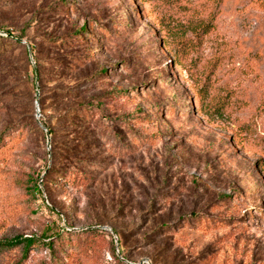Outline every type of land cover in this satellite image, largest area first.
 Here are the masks:
<instances>
[{
    "label": "rangeland",
    "instance_id": "1",
    "mask_svg": "<svg viewBox=\"0 0 264 264\" xmlns=\"http://www.w3.org/2000/svg\"><path fill=\"white\" fill-rule=\"evenodd\" d=\"M177 16L158 0H0V34L21 42L0 58V131L32 126L0 151V240L55 232L0 264H264V0H224L175 55ZM87 101L104 116L69 122Z\"/></svg>",
    "mask_w": 264,
    "mask_h": 264
},
{
    "label": "trees",
    "instance_id": "2",
    "mask_svg": "<svg viewBox=\"0 0 264 264\" xmlns=\"http://www.w3.org/2000/svg\"><path fill=\"white\" fill-rule=\"evenodd\" d=\"M223 1L224 0H204V7L202 9H198L197 7H192L194 3L189 0H158V2H161V5L165 4L166 6L169 7L170 10L173 11V13H176L178 15L175 19L186 18V21L179 20L178 23L176 24V28H173V33H169L170 34L169 37L179 38V42L180 41L182 42L178 44L176 43L175 55H177V52H184L185 50L193 49L197 45H200L202 43L206 34L211 32L215 28L216 16L219 11V7L223 3ZM209 5L214 6V8L217 11H212L211 9L207 17L202 16V14L205 12V8H207ZM66 7H67V4L64 1H62L58 5L57 8L62 13ZM86 28H87L86 26L82 27L79 30L78 35L82 34V32H86L87 31ZM4 30L5 32H7L8 36H4L0 34V58L2 56L9 54L15 48V46L21 45L20 40L13 39V37H11L13 36L12 30L10 29H4ZM189 32L192 35V37L190 38L187 37V33ZM16 36L20 38H24L25 33H20L19 35H16ZM49 42L52 44H57V45L69 43V41L66 39V36H60V37L49 39ZM171 44L172 43L169 39L165 41V45L169 46ZM85 46H86L85 52L88 53L90 56H92L94 51L88 47L89 45L86 44ZM31 48L34 52L35 47L32 46ZM34 58L37 63L39 62V65H40L41 61L36 57L35 54H34ZM39 70L40 69L38 68V71L36 72H39ZM11 73H13V71ZM199 100L201 104V109L205 111L206 105L204 103L202 96L199 97ZM1 102L2 100L0 99V104ZM69 114L70 116H68V119H67L69 122H72L74 120H76V122H80V121L92 122L93 119L98 114H100V116H104L101 104L95 103L92 101L81 102L79 106L75 108L74 111H70ZM46 125H48L50 134H53L54 130L51 127V124L49 121H46ZM100 126H102V124H100ZM31 129H32V126H31ZM31 129H30L29 124L27 123H19V122L13 123L12 121L7 122L6 125L3 127V129L0 131V151L2 149H11L12 147L16 146V144H18L19 139L22 140L23 138H25V136L28 134V132ZM100 132H102L105 136L106 135L105 133L108 132V129L103 126V129ZM119 138H117V142ZM117 144L118 143H113L111 145L112 146L111 151L119 150L117 148ZM57 169H54L58 173V175L55 177V180L57 181L56 184L61 185V186L70 185L72 187H83V188H85L88 185V183L84 181V179L82 178L81 174L80 175L75 174L73 171L69 169L61 170V171ZM53 172L50 173V176H52ZM44 185H45V182H44ZM33 187H34L35 192H37L40 196H42V190L40 186L38 185V181L34 182ZM164 227L166 226H163V228ZM94 232L95 230L88 229L86 230L85 233L88 234V233H94ZM75 233L76 232H71L72 235H75ZM54 235H55L54 225H52L49 228L48 227L45 228L40 237L16 235L11 238L0 240V251L21 247L23 255L24 254L26 255L29 249L34 246L36 247V246L42 245L48 249H52L54 246V241H53ZM57 235L59 236V234ZM117 241H119V244L121 246L119 236H118ZM114 242L115 240L113 238V249H115ZM117 260L119 259L117 258Z\"/></svg>",
    "mask_w": 264,
    "mask_h": 264
},
{
    "label": "water",
    "instance_id": "3",
    "mask_svg": "<svg viewBox=\"0 0 264 264\" xmlns=\"http://www.w3.org/2000/svg\"><path fill=\"white\" fill-rule=\"evenodd\" d=\"M48 135H49V133H48Z\"/></svg>",
    "mask_w": 264,
    "mask_h": 264
}]
</instances>
